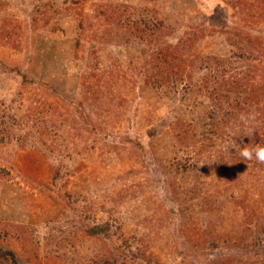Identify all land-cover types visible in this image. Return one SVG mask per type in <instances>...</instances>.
<instances>
[{
    "label": "rangeland",
    "instance_id": "1",
    "mask_svg": "<svg viewBox=\"0 0 264 264\" xmlns=\"http://www.w3.org/2000/svg\"><path fill=\"white\" fill-rule=\"evenodd\" d=\"M144 17L173 28L161 47L195 57L194 79L146 83L156 48L132 24ZM191 26L201 36L185 48ZM233 28L264 37V21L220 0H0V101L15 120L0 154V249L17 264H264V237L250 233L264 227V171L207 119L195 82L217 69L209 58H233Z\"/></svg>",
    "mask_w": 264,
    "mask_h": 264
},
{
    "label": "trees",
    "instance_id": "2",
    "mask_svg": "<svg viewBox=\"0 0 264 264\" xmlns=\"http://www.w3.org/2000/svg\"><path fill=\"white\" fill-rule=\"evenodd\" d=\"M220 1L227 6H230L233 14L239 18L241 17L242 20H246V18H248L257 24L264 21V0ZM42 4L47 5V3L45 4L43 2ZM47 17H49L48 14ZM45 21L47 25H51V20L46 18ZM122 21L126 25L132 22L130 21V18L127 19L125 14ZM132 24H134V26L143 24V30L140 32H134L135 35L139 36V39L148 37V42L152 44L151 47L156 48L155 51L151 53L150 58L151 62L153 63L151 64V67L156 69L157 72L146 79V83L148 81L153 83L151 85L152 88L158 90L164 84L169 87L177 86L178 82L183 81V76H186L189 81H191V78L194 79L196 77V73H198L199 70L194 69L193 66L196 61L194 60L195 57H189V60L186 62L181 59V57L175 56V49L169 51L170 49L161 47L164 43L165 37L170 36L173 31L171 26L166 25L163 20L152 24V22L146 17H144L142 20H136ZM77 30H82L83 32V22L79 23ZM199 30L200 29L197 26L190 27V32L187 33L182 44L185 45V48L195 44L198 41L199 37L201 36H198ZM227 33L231 34V38L228 42L230 45L235 46L233 58L229 60H217L209 58V60H207L210 62L209 67L211 65H218L217 69L207 74L203 81L198 80L199 82H195L202 83L204 86L203 88L207 90L210 95L211 110L210 113L207 114V119L211 121H217L218 125H222L224 127L226 126L227 128L229 127L227 130L232 136L233 142L235 143V148H237L236 152L240 154V151L245 147H255L264 143V132L262 137L263 139H260L261 133L258 131L260 130V127H264V105H262V103H264V69L261 66L264 65V62H260V58H264V37L260 36V34H254L250 30L246 31L244 29L240 30L237 28L230 29ZM232 60H237L240 62L256 60L259 63L252 64V66L249 68L238 71L239 68L234 66V62H232ZM216 61L218 64H215ZM187 65H190L191 72H188L186 69ZM11 71L20 76L24 83H29L27 81L28 78L26 74L20 73L18 69H12ZM157 77H160L161 79H154ZM45 86H47V84H45ZM217 86L219 88H217ZM49 88L52 90L51 86H49ZM52 91L56 92L54 88ZM6 107L7 106L5 105V102L0 101L1 155L4 153L3 148H1L2 144L6 138V135L9 134L8 126L10 122L15 123V120L12 116L7 118L8 116L6 114ZM257 111L260 112V118H256V116H254V120L249 118L247 119V115H250L249 117L251 118ZM80 117L81 120H83V125L86 132L95 136L97 139H100L101 136L99 135L102 133L101 130H103V128L98 125L97 122H94L89 115L84 114L80 115ZM258 120L262 121L263 124H255L254 121ZM235 127L241 128L242 131L235 134L233 132ZM132 141L133 145H138V147L141 148V144L137 139ZM255 168L264 171V166L262 163L253 157L251 169L254 170ZM101 231L105 232V226L90 228L88 233L90 235H97L99 234L98 232ZM250 233L253 235H259L258 237L262 238L264 237V227L257 229L255 233L253 231H250ZM253 235L251 236L253 237ZM0 264H17L15 255L11 251L0 249ZM104 264L109 263L108 261H105Z\"/></svg>",
    "mask_w": 264,
    "mask_h": 264
},
{
    "label": "clouds",
    "instance_id": "3",
    "mask_svg": "<svg viewBox=\"0 0 264 264\" xmlns=\"http://www.w3.org/2000/svg\"><path fill=\"white\" fill-rule=\"evenodd\" d=\"M240 156L244 160H252L255 157L261 163H264V146L245 147L240 151Z\"/></svg>",
    "mask_w": 264,
    "mask_h": 264
}]
</instances>
